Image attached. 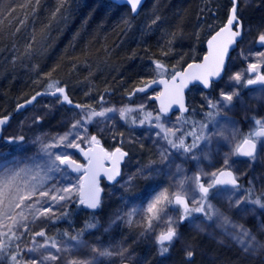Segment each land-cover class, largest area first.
I'll list each match as a JSON object with an SVG mask.
<instances>
[{"label": "rangeland", "instance_id": "obj_1", "mask_svg": "<svg viewBox=\"0 0 264 264\" xmlns=\"http://www.w3.org/2000/svg\"><path fill=\"white\" fill-rule=\"evenodd\" d=\"M90 5L97 10H115L113 7L116 6L106 0H92ZM185 5L189 7V10H182ZM231 5L230 0H148L137 17H132L129 10L117 11V16H115L117 21L114 26L115 46L111 54L109 53L111 57H106L105 60L100 59L94 64H91L89 60L80 62L67 76L45 73L40 79H36V82L32 79L26 81L25 85L28 86L23 88L25 89L23 92L30 89L34 92L41 86H45L44 90L51 91L55 90L57 84L59 85L57 87L67 89L73 102L84 103L83 106H87L85 110L89 108L96 111L103 108L116 109L115 112L108 113V119L94 118V122L87 125V137L94 135L108 152H114L119 147L127 153V156L120 180L114 185L102 182L103 195L97 212L89 213L82 209V205L79 204L82 178L69 171V180L76 185L72 199L55 205L54 215L51 218L41 216L31 222L30 230L18 241L21 248L31 247L32 237L39 231H44L47 237L56 239H59L58 234L63 232L73 235L76 231L83 229V221L86 217L87 219L90 217L92 222L88 221V223H96L98 227L85 232L83 238L88 246L81 248L74 257L65 254V259H88L92 255V246L119 243L128 249L126 255L131 256V259H125L123 264H264V253H244L241 247L224 235L215 224L209 226V223L205 222L199 213L193 214L194 222L185 220L178 224L177 237L166 245L168 251L161 254L157 237L167 230L169 217L179 220L183 208L174 203L168 205L166 215L161 214L159 220H153L151 229L148 228L150 214L146 211L148 204L161 193H166L172 198L174 194L180 192L179 181L185 177L191 178L199 175L201 182L210 181L211 173H218L219 170L225 169L224 160L226 158L229 161L227 169L232 170L239 179L246 180V184L239 187L237 196L249 189H253L255 195L264 193V151L259 149L254 162L251 159L238 162L236 159L240 157L234 151L243 139L241 134H244V129L252 133L255 128L261 127L255 123L256 120L264 124L262 117L264 88L249 87L246 84L252 73L249 65L256 64L258 70L264 63V57L259 55L264 52L263 46L258 43V36L264 30V0H239L238 17L243 22L244 38L232 54L225 77L221 82L214 84L209 92L197 88L190 91L188 94L190 114L176 113L169 118L163 117L153 100L158 96L159 90L128 97L134 88L166 75L163 70L156 68V63L162 64L169 76L182 70L189 63L200 61L205 55V42L226 23ZM153 20H156V23H153ZM17 25L20 24L17 23ZM46 43L45 39L37 43L32 38V41L24 43L22 48H25V51L20 48L21 42L15 46L5 45L6 48L3 47L0 52V96L3 95L6 102L5 106L0 109V118L14 112L20 102L18 96L23 93L12 92L9 97L5 96L2 93L4 83L8 84L9 80L16 81L13 76H11L13 79L6 76L13 75L15 68L18 65L24 66L26 59L30 60L32 56H44L47 60L53 61L63 49L62 46H54L51 51L46 50ZM89 44L93 45L94 42L85 44L82 47L84 49L73 48L72 54H81L83 50L90 55L93 48H90ZM101 51L104 53V50ZM113 54L118 56L124 54V60L129 62L133 60L131 62L133 69L137 68L138 72L132 77L119 73L120 67L111 64ZM93 60L95 59L92 58L91 61ZM7 63L13 65V68L9 69L12 71H8L10 73L2 72ZM237 74L241 77L239 82L234 79ZM49 85L54 86L50 89ZM104 86H111L115 89L113 91L115 100L108 98L100 90ZM222 94H235L231 102H222L223 104L230 103V107L218 106V109L207 107L209 103L216 104L222 101ZM124 97L130 99L129 103L123 100ZM121 108L132 111L127 112L125 117L121 118L119 113ZM216 111L220 114L216 117L215 123H208L207 114ZM80 114L81 109L69 108L61 102L60 98L43 97L34 106L15 116L4 130V137L0 141V173L5 168L17 169L30 166L32 161L29 158L35 156L40 147L37 137L50 142L52 138L68 132L72 123L80 119ZM157 116L160 117L159 123L163 124L166 129L198 132L199 123H208L207 132H215L222 128L230 139L224 140L219 136H213L211 144L201 142L200 150L197 151L200 159L192 160L187 158L190 154H182V150L171 148L162 138L163 134L157 136L160 132L156 126ZM35 117H40V120L35 121ZM142 120L143 124L140 123ZM233 129L236 130L235 139L231 138ZM19 135L24 136L22 143L19 145L8 143L10 137ZM191 139V136H186L185 143L190 144ZM262 140L264 139H258L257 142L260 143ZM76 142L80 143L82 148L90 147L86 142ZM75 149L55 148L53 151H64L73 159H77ZM164 150L169 153L171 167L166 166L168 162L161 163L160 153ZM202 153H208V158L205 159ZM177 165L183 169L182 172L177 173ZM56 181L58 184H68V180L62 179L60 174H56ZM185 188L187 191L184 194L191 207L193 198L199 199L198 189L191 181L185 184ZM211 203L234 220L244 224L259 241L264 242V209L250 205L254 211L241 218L234 209L229 210V203L225 197L211 199ZM132 207L142 209L140 214L133 218L132 224L121 221L105 232L118 213L123 215ZM25 211L31 221V215L27 210ZM63 213L68 214L67 221L64 223L63 220L60 222ZM197 224L205 230L200 231L196 227ZM43 239L36 237V240L41 243ZM189 249L195 252L190 260L186 256V251ZM41 254L47 255L41 249L34 254L27 253L25 260L31 264L28 257L35 255L40 259ZM115 259L116 264H120L119 258ZM0 264H5V262H0ZM45 264H63V261L45 262ZM103 264H109V262L105 260Z\"/></svg>", "mask_w": 264, "mask_h": 264}, {"label": "snow or ice", "instance_id": "obj_2", "mask_svg": "<svg viewBox=\"0 0 264 264\" xmlns=\"http://www.w3.org/2000/svg\"><path fill=\"white\" fill-rule=\"evenodd\" d=\"M130 6L133 13H136L138 7L142 3V0H125ZM158 19V18H157ZM156 23V20H153ZM227 33L226 36L224 34ZM244 34L243 24L237 14L236 0H233V5L230 10V15L227 21V25L220 29L212 38L208 41L210 56L213 60V68L210 71L202 73H193L191 75H185L182 73H176L172 76V86L176 90V99L173 103H178L180 110L186 112L188 109L183 102V90L188 87V84L192 81H199L204 88H208L211 85V78L218 77L223 69L225 57L227 55L230 46L237 43L238 39H241ZM223 37V39H220ZM215 43V48L213 47ZM258 43L264 46V31L258 36ZM167 55V53H164ZM264 57V52L259 53ZM210 56H205L204 60L207 62ZM189 68L194 65L189 64ZM195 67L203 68L205 65H196ZM158 70L163 69V65L156 63ZM257 65L250 64L249 70L256 72ZM180 77L177 82V77ZM234 79L239 82L241 77L239 74L234 76ZM168 87L169 82L165 80L159 81ZM151 83H156L152 81ZM248 86L260 85L264 86V75H257L254 79H248L246 81ZM54 85H49L51 89ZM150 85H146L148 87ZM137 91L144 92L145 88H139ZM52 95H57L59 99L61 96L63 101L71 103L68 100V96L65 94L64 87H56L55 92ZM41 93H37L29 101L30 104ZM235 95V94H233ZM233 95L222 94V101H218L216 104L209 103L207 107L212 109H218V106L230 107L229 104H223V101L231 102ZM170 106V105H169ZM20 108L24 105H20ZM77 108H81L80 105H76ZM114 108H103L100 111L95 109H83L81 108L80 119H77L72 123L68 132L58 135L50 142H45L42 137H37V142L40 144L38 153L30 157L32 161L30 166L23 168H5L0 173V262L5 264H28L25 260L27 253H37L41 249L47 253V255L41 254L42 258L38 259L35 255L29 256L28 260L31 264H45V262L63 261V264H103V261L107 260L109 264H116V259L119 258L120 264H123L125 259H131L128 253V249L121 244H109L107 246L101 244L99 247L92 246V255L88 259L68 258L65 259V254L70 257H74L75 253L83 247H87L88 244L84 240V234L90 229L98 227L96 223H86L84 228L80 231H76L75 234L70 235L68 232L59 233V239L47 237L44 231H39L32 237V246L27 248H21L18 241H20L23 235L30 230V223L35 219L43 216L45 218H51L53 208L55 205L60 204L62 201H70L73 196V189L76 185L72 184L69 180V170L74 172H80L84 165L78 164L75 159L71 157L67 152L53 151L55 148H76L80 152L84 153L87 158L88 164L93 166L102 154L103 159H110L112 161L111 169H103L107 179L109 181H115L120 175L119 162L123 159L127 153L123 152L121 148L117 147L114 152L108 153L103 148H98L100 141L96 136L87 137V125L94 122V118L108 119V113L115 112ZM131 109L121 108L119 110L120 117L124 118L127 112ZM166 107L161 108V112H167ZM219 111L215 113L209 112L207 114L208 123H215L216 117L219 115ZM151 114H149L150 116ZM9 116H3L0 118V125H4L8 122ZM35 121H39L40 117H35ZM156 126L160 129L157 136H161L166 140L167 144L173 149L182 150V154H190L187 158L192 160H199L200 156L197 155V151L200 150L201 142L211 144L213 136H219L224 140H229L230 137L225 135V131L222 128L217 129L215 132H207L208 123H199V131H182L181 129L164 128L163 124L159 123L160 117H156ZM99 122V121H97ZM141 124L144 121H140ZM257 125H261V130L252 133L250 137H245L240 144L235 147V154L249 157L254 162L257 158V141L255 137H264V124L260 120H256ZM207 132V134H206ZM191 136L192 142L190 144L185 143V137ZM172 137V138H169ZM236 130L231 132V138L235 139ZM24 141V136L19 135L16 137H10L8 143L19 145ZM81 143H88L90 150L85 152L80 147ZM260 151H264V140L260 141ZM42 154V155H41ZM205 159L208 158V153H202ZM161 163L168 162L167 167H171L169 161V153L167 150L161 151ZM225 169L219 170V172L211 173L212 179L207 182H201V177L196 175L194 177H185L179 181L180 192L174 194L170 198L166 193H161L156 196L155 199L148 204L147 213L148 228L153 227L152 221L159 220L161 214L166 215L167 206L179 205L183 208V212L179 217V220H174L171 217L168 218V226L165 232H161L157 237V243L160 246L161 254L168 251L167 244H170L175 237H177L176 227L179 223H183L185 220L189 222L193 221V214L199 213L204 218L205 222L209 223V226L215 224V226L222 230V233L232 239L236 244L241 247V250L246 254H254L257 252L264 253V242L257 239L250 229L234 220L230 215L221 211L211 203V199L218 197H225L229 203V210H235V213L243 218L249 212L254 211L250 205L258 206L260 209H264V193L255 195L253 189H249L244 193L237 196L239 187L237 185L236 178L231 171L227 170L229 161L226 158L224 160ZM93 173V188L85 196L81 191L79 204L85 205L88 208L96 209L100 204V188L95 185V176L99 174V169H90ZM177 173L183 171V169L177 165ZM56 174H60L62 179L68 180V184H58L56 181ZM51 181V183H49ZM191 181L198 189L199 199L193 198L192 206L189 207L186 193L187 189L185 184ZM83 185L80 186L82 189ZM215 190V191H213ZM211 197V199H210ZM62 206V205H61ZM19 209V211H17ZM31 215L32 220H29V216L26 211ZM142 209L132 207L125 214H117L113 219L105 232L109 231L113 226L123 221L127 224H132L133 218L140 214ZM67 213H63L62 216H66ZM10 221V223H9ZM196 227L200 231H204V227L197 224ZM36 237H42L43 242H38ZM15 242V243H14ZM55 250L54 252L52 250ZM195 255L194 250L189 249L186 251V256L190 260Z\"/></svg>", "mask_w": 264, "mask_h": 264}, {"label": "trees", "instance_id": "obj_3", "mask_svg": "<svg viewBox=\"0 0 264 264\" xmlns=\"http://www.w3.org/2000/svg\"><path fill=\"white\" fill-rule=\"evenodd\" d=\"M91 2L92 0H0V52L5 45L8 47L15 46L19 42H21L20 48H22L24 43L32 41V38L37 43L39 40L45 39L47 42L45 49L47 48L46 50L49 51L54 46H62L63 48L53 61L47 60L44 56H32L30 57L32 59H26L27 61L24 66L18 65L15 68L16 71H13V75L9 74V76H6L8 78L13 76L16 81L12 82V80H9L11 81L10 83L9 81L7 82L8 84L4 83L2 93L5 96L9 97L12 92H23L25 90L23 88L28 86L25 85L26 81L32 79L36 82V79H40L42 74L47 73L49 75L55 73L59 76H67L72 73V68L80 62L89 60L91 64H94L100 61V59L105 60L106 57H111V50L115 46L114 26L117 21L115 16H117V11H128V8L114 6L115 10H97L90 5ZM182 10H189V7L185 5ZM17 23L20 25H17ZM48 33L50 34L47 35ZM89 42H92V44L94 42L93 45L89 44L90 48H93L90 55H87L83 50H81V54H72L73 48L84 49L82 47ZM24 49L22 48V50ZM95 49L97 50L95 51ZM101 50H104V53ZM114 52L117 53V51ZM123 56L124 54H120L119 56L113 54L111 64L120 67L119 73L132 77L138 70L137 68L133 69L134 66L131 64L133 60L129 62L124 60ZM92 58L95 60L91 61ZM10 68H13V65L7 63L2 72L10 73L12 71L9 70ZM13 77L10 79H13ZM57 86L59 85L56 84L55 87ZM21 88L23 90H20ZM44 88L45 86H41L34 92H31L30 89L19 94V103L29 99L39 91H47ZM100 90L108 98L115 100V97H113L114 88L104 86ZM2 96H0V109L5 106L6 102V98ZM123 100L128 103L130 101L128 97H124ZM81 104L83 106L84 103L80 102ZM72 214L74 215V213ZM67 215L62 216L60 222L62 220L63 223L66 222ZM73 218H75V215ZM88 221H91L90 217L88 219L86 217L83 225L85 226Z\"/></svg>", "mask_w": 264, "mask_h": 264}, {"label": "water", "instance_id": "obj_4", "mask_svg": "<svg viewBox=\"0 0 264 264\" xmlns=\"http://www.w3.org/2000/svg\"><path fill=\"white\" fill-rule=\"evenodd\" d=\"M106 1L112 3V4L116 5V6H120V7L121 6H125V7H127L130 10V13H131V16L132 17H137L138 14L140 13V11L142 10V8L148 2V0H142V3L138 7L136 13H133L131 11V9H130V6L125 2V0H106ZM230 2L233 5V0H230ZM232 5H231V8H232ZM236 6H237V14H238L239 0H236ZM229 15H230V11H229V14H228V18H229ZM228 18H227V21H228ZM227 21L213 35H215L218 31H220V29L224 28L227 25ZM241 23H242V21H241ZM226 35H227V33L224 34V36H226ZM212 36L209 37L208 40L206 41V44H205L206 53L203 56V58L200 61H198V62L190 63V64L194 65V67L189 68L188 67L189 64H188L183 70L178 71L176 73H182V74H185V75H191L193 73H202V72L210 71L213 68V66H214L213 65V60H212V58L210 56V49H209V45H208V41L212 38ZM220 39H223V37H221ZM241 40H242V38L241 39H238V41H237L236 44H234V45H232V46L229 47L228 52H227V55L225 57L223 69H222V71H221V73H220V75L218 77L211 78V85H210V87L204 88L203 85L199 81H192V82H190L188 84V87L183 90V102H184L185 107L187 109H188V106H187V94L191 90V88L198 86V87H200L201 89H203L204 91L207 92V91H209L211 89V87L213 86V84H217V83H219L223 79V77H224V75L226 73L227 67H228L229 60H230L232 54L237 50L238 45L241 42ZM213 47L215 48V43H214V46ZM205 56H210V58H209V60L207 62H205V60H204V57ZM202 64L205 65V67H203V68L195 67L196 65H202ZM251 74H254V72H252ZM179 79H180V77L178 76L177 77V82L179 81ZM161 80H165V81H168L169 82L167 88H166L165 84L159 82ZM154 81H156V83H151L152 82L151 81V82H149V83H147V84H145L143 86L134 88L133 89V92L130 94L129 97L134 96L136 94H147V93H150L153 90H159L160 92H159L158 96H156L155 98H153V100L157 103V106L159 108V112H160V114L162 116L168 118V117H170L171 115H173L175 113L186 114L189 111V109H188L186 112H182L180 110L179 104L172 102L174 99H176V90L172 86V83H173L172 82V77L169 78V79L168 78H160V79H157V80H154ZM146 85H150V86L146 87ZM255 86H258V85H252L251 87H255ZM142 87L145 88V91L144 92L137 91V89L142 88ZM52 92H55V90H51V91H39L37 93H41V95L37 96L36 99L33 100L30 104H28L27 101H29L33 96H36L37 93L34 94L33 96H31L29 99H27V100L19 103L16 106V108L14 109V112L12 114L8 115L9 116L8 122L6 124H4V125H0V141L3 139L4 130L8 127L9 123L11 122V120L15 116L23 113L24 111H26L29 108H31L32 106H34L36 104V102L39 99L43 98V97L57 98V96H59V94H57L55 96L52 95L51 94ZM65 94L68 96V100L71 101V103H68L66 101H63V98L61 96L60 99H61V102L63 104H65L69 108H74V109H77V110H79L81 108L84 109L83 106H81L80 104L74 103L71 100V98H70V96H69L68 91H67L66 88H65ZM20 105H24V107L20 108L19 107ZM76 105H80L81 108H77ZM162 107H166L168 109V111L167 112H161V108ZM98 148H103V147L99 144ZM84 150H85V152H88L90 150V147L87 148V149H84ZM103 150L106 152V150L104 148H103ZM76 151L83 157V159L85 161H87V158L85 157L84 153L80 152L79 149H76ZM126 156L127 155H125L123 157V159L119 162L118 167H119L120 175L116 178L115 181H109L107 179V176L105 175V173L103 171V169H111L113 165H112V161L110 159H103L102 154H100V159H98L97 162L93 166H90L89 164H87V166L83 167L80 172H74V171H72L76 175H83V182H82L83 187L80 190V194H81V191H82L83 194L85 196H87L88 193H89V191L94 186L93 185V173H92V171L90 169H99V174L95 176V185L98 186L100 188V190H101L100 191V203H101V199H102V195H103L102 188H101V182H102V180L106 181V183L108 185H114V184H116L120 180V178H121V175H122V167H123V164L125 163ZM78 164H80V163H78ZM233 176H234V174H233ZM237 185H239V182L238 181H237ZM99 206H100V204H99ZM99 206L96 209H91V208H88L85 205H83V208L86 211H97L99 209Z\"/></svg>", "mask_w": 264, "mask_h": 264}, {"label": "flooded vegetation", "instance_id": "obj_5", "mask_svg": "<svg viewBox=\"0 0 264 264\" xmlns=\"http://www.w3.org/2000/svg\"><path fill=\"white\" fill-rule=\"evenodd\" d=\"M242 24H243V22H242ZM243 28H244V26H243ZM264 31V30H263ZM243 38H244V34H243V37H242V40H243ZM262 50H264V46L262 47ZM163 72H165L166 73V75L164 76V77H161V78H170V77H172L173 76V74H170L169 76H167L168 75V73H167V70L166 69H164L163 68ZM253 76H251V75H249V79H254L257 75H264V63L260 66V68L257 70L256 69V72L254 73V74H252ZM250 87V86H249ZM256 87H263L264 88V86H260V85H258V86H255L254 88H256ZM197 89H200V88H197ZM201 90V89H200ZM188 103H189V100H188ZM189 108V111L187 112V114H182V115H188V114H190L191 113V108L190 107H188ZM181 115V114H180ZM262 117L264 118V110L262 111ZM261 130V127H258V128H255L253 131H252V133H255V132H257V131H260ZM252 133H250V131H246L245 129H244V134H241V136H243V139L245 138V137H250L251 136V134ZM242 139V140H243ZM255 139H256V141L258 140V139H264V137H260V138H258V137H255ZM192 140V139H191ZM242 140H241V142H242ZM240 142V143H241ZM260 143H258L257 142V155H258V151H259V149H260V145H259ZM84 148V147H83ZM87 148H89V147H87ZM87 148H84V149H87ZM107 152H108V150H107ZM75 153H76V158L77 159H75L76 161H77V163H80L81 165H84V167L85 166H87V164H88V161H85L84 159H83V157L75 150ZM108 153H110V152H108ZM240 158H238V159H236L238 162L239 161H241V160H249V159H251V158H249V157H243V156H240V155H238ZM70 171V170H69ZM70 172H72V171H70ZM73 174H74V172H72ZM76 175V174H75ZM77 176H80L81 178H82V182H83V175H77ZM235 177H236V179L239 181V183H240V185H239V187H242V186H244L245 184H246V180L245 179H239L237 176H236V174H235ZM104 182V181H103ZM101 206V205H100ZM82 209L84 210V208H83V205H82ZM86 212H88V211H86ZM70 213V212H69ZM87 215H88V213H87Z\"/></svg>", "mask_w": 264, "mask_h": 264}, {"label": "bare ground", "instance_id": "obj_6", "mask_svg": "<svg viewBox=\"0 0 264 264\" xmlns=\"http://www.w3.org/2000/svg\"><path fill=\"white\" fill-rule=\"evenodd\" d=\"M228 170V169H227ZM229 171H231L233 174H235L232 170H229Z\"/></svg>", "mask_w": 264, "mask_h": 264}]
</instances>
